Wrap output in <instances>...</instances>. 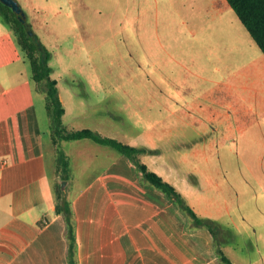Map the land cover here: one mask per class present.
I'll list each match as a JSON object with an SVG mask.
<instances>
[{
    "label": "rangeland",
    "instance_id": "rangeland-1",
    "mask_svg": "<svg viewBox=\"0 0 264 264\" xmlns=\"http://www.w3.org/2000/svg\"><path fill=\"white\" fill-rule=\"evenodd\" d=\"M16 1L50 50V74L57 80L65 109L63 126L69 130L88 127L152 149L139 154L144 163L155 171L170 169L172 174L165 180L175 186L192 185L202 193L196 198L208 204L207 213L214 216L224 254L235 264H264V67L250 63L249 44L260 50L244 25L236 20L240 30L230 44H223L226 39H221L212 46L208 30L207 43L202 46L190 42L193 38L188 28H199V36H203V28L214 24L209 16L210 0ZM235 15L231 12L229 21L238 19ZM183 37L189 40L187 55L194 56L205 73L213 70L217 51L221 58L227 54L237 58L223 66L219 78L226 75V80L236 82L257 79L260 105L235 121L239 127L224 143L214 138L203 146L194 128L179 125L175 115H169V97L172 103L179 100V94L169 88L168 70L177 69L170 59L167 67L163 66L159 40L170 39L174 48L177 39ZM172 53L179 55L178 50ZM208 54L211 61L207 62ZM16 65L28 80L26 85L33 89L36 111L46 131L44 147L54 206L59 202L57 185L63 179L60 149L70 162L65 184L68 197L97 170L94 154L117 151L89 138L56 139L45 107L44 82L30 78L27 63L19 61ZM240 69L239 78H233L231 72ZM193 79L190 74L187 82L191 84ZM206 85L204 81L197 88L203 90ZM174 109L173 113L184 112L179 104Z\"/></svg>",
    "mask_w": 264,
    "mask_h": 264
},
{
    "label": "crops",
    "instance_id": "crops-1",
    "mask_svg": "<svg viewBox=\"0 0 264 264\" xmlns=\"http://www.w3.org/2000/svg\"><path fill=\"white\" fill-rule=\"evenodd\" d=\"M210 10V21L216 25L207 24L203 36L199 28H188L190 42L204 46L208 30L212 46L221 39H226L223 44L235 41L239 19L229 21L234 10L227 0H210ZM159 42L163 66L170 59L177 69L168 70L169 88L179 94V100L172 103L169 97V115H175L179 125L194 128L203 146L214 138L224 143L239 127L235 121L260 105L257 79L219 78L223 66L237 58L229 54L221 58L217 51L213 70L205 73L196 58L186 53L187 37L178 38L174 48L170 39ZM249 48L250 63L264 67L261 50L255 51L250 44ZM176 50L179 55L172 53ZM205 58L211 61L209 54ZM19 61L26 63L15 35L0 20V264H70L66 221L50 198L46 131L36 111L33 89L16 65ZM237 73L242 70L232 71L231 76L239 78ZM190 74L194 77L191 84L187 82ZM204 81L208 85L199 90ZM175 104L184 112L173 113ZM94 159L97 170L71 197L77 264H224L210 230L195 226L186 211L145 180L128 157L96 153ZM155 172L164 179L172 174L162 168ZM175 181L180 182L179 178ZM175 188L200 217L213 220L206 201L200 203L196 198L202 195L198 188L183 183Z\"/></svg>",
    "mask_w": 264,
    "mask_h": 264
},
{
    "label": "trees",
    "instance_id": "trees-1",
    "mask_svg": "<svg viewBox=\"0 0 264 264\" xmlns=\"http://www.w3.org/2000/svg\"><path fill=\"white\" fill-rule=\"evenodd\" d=\"M227 2L264 54V0H227ZM0 20L13 31L18 47L29 66L30 78L35 82H44L46 92L45 107L48 109L52 118L54 137L56 139L89 138L97 143L108 145L120 154L128 157L137 170L141 172L145 180L163 191L169 197H172L177 204L186 211L195 226H204L210 230L214 237L216 252L220 260L224 264H233L220 247L217 238L218 227L214 220L200 217L192 206L185 201L183 195L173 184L150 169L148 165L140 159V153L152 151V149L125 143L115 137L102 135L96 130L88 127L69 130L63 126L62 115L64 113V107L58 94L57 80L50 74V50L40 41L33 31L19 3L17 10L0 1ZM58 161L62 165L61 177L66 179L68 177L70 162L68 155L63 149L58 151ZM57 190L59 202L55 203L54 209L57 213H61L64 216L69 238L68 258L70 264H77L75 257L76 243L71 197H68L67 193L60 188V184L57 185Z\"/></svg>",
    "mask_w": 264,
    "mask_h": 264
},
{
    "label": "water",
    "instance_id": "water-1",
    "mask_svg": "<svg viewBox=\"0 0 264 264\" xmlns=\"http://www.w3.org/2000/svg\"><path fill=\"white\" fill-rule=\"evenodd\" d=\"M2 3L8 5V6H12L14 9L18 10V2L16 0H0ZM67 180L66 179H62L60 181V188L65 192L66 188H65V184H66Z\"/></svg>",
    "mask_w": 264,
    "mask_h": 264
}]
</instances>
